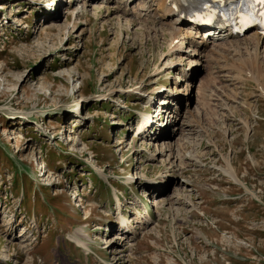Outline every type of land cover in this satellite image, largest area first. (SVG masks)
<instances>
[{
    "label": "rangeland",
    "instance_id": "1",
    "mask_svg": "<svg viewBox=\"0 0 264 264\" xmlns=\"http://www.w3.org/2000/svg\"><path fill=\"white\" fill-rule=\"evenodd\" d=\"M43 1L0 0V264H264V44L257 71L193 38L167 55L156 0L149 25L112 0ZM157 99L161 136L134 142ZM115 196L131 220L149 209L124 241Z\"/></svg>",
    "mask_w": 264,
    "mask_h": 264
},
{
    "label": "bare ground",
    "instance_id": "2",
    "mask_svg": "<svg viewBox=\"0 0 264 264\" xmlns=\"http://www.w3.org/2000/svg\"><path fill=\"white\" fill-rule=\"evenodd\" d=\"M78 1V0H77ZM89 1H94V0H79V2L80 3H82V4H84L82 7H84V6H87L86 4H88L89 3ZM132 0H117L116 1V7H115V9L114 10H116V12H118V13H121V15H127V14H130V16H131V22H133V23H131V22H129V24L130 25H133L134 24V22H138L139 24H143V23H145V25H149L150 23H148V20L147 19H149V17H152V15L150 16V8H145L146 6L147 7H150L151 5H148V4H151V3H153L155 0H146L147 1V3H145L146 1L145 0H142V1H139V3H141L142 5H140V4H138V6H136L137 8H132V9H127L126 8V4L128 3H130ZM156 1H158L159 2V8H160V12L162 13V16H161V18H160V21H162V23H160V26H161V29L163 30V27H165L166 25L169 27V29L171 30H169L170 31V34H168V36L170 37V44H171V47L168 49V53H167V55H169V53H171V54H174L175 52H177V51H180V49H181V47L183 46V39L185 38H189V39H192V38H194L195 37V35H193V33H191L190 31H187V32H189V35L188 34H185V33H187V32H183L184 31V28H181V27H174L173 26V22L176 20V18L174 17V21L173 22H170L169 21V24H166L165 22L168 20V19H171L172 18V16H170V14H171V4L173 5V6H175L176 8H177V11H179V10H181L182 8H184L183 7V5L179 2V0H169V2H165L166 0H156ZM166 3V4H165ZM119 4H124V6H121V5H119ZM187 8V7H186ZM185 8V9H186ZM141 10V11H140ZM176 11V12H177ZM115 12V13H116ZM163 18H165V19H163ZM164 20H166V21H164ZM151 23H153V22H151ZM155 23V22H154ZM165 24V25H164ZM151 25H153V24H151ZM164 25V26H163ZM147 27V26H146ZM151 28V27H150ZM149 28V29H150ZM153 28V27H152ZM148 29V30H149ZM160 29V30H161ZM167 30H168V28H167ZM152 31H154V34L156 35L157 34V32L153 29ZM168 31V32H169ZM186 31V30H185ZM161 34H162V37H163V39H166V36H167V33H162L161 32ZM188 35V36H187ZM182 36V37H181ZM244 36V35H243ZM180 38H181V40H180ZM183 40V41H182ZM194 40V39H193ZM249 41H253V43L255 42L256 44H257V46H259V45H262V44H264V38H261L260 36H258L257 34H255V33H253V34H251L250 36H249V39L248 38H244L243 37V39L241 40V43L238 41V40H227V42H225V43H214L213 44V47H216L217 48V50H221V52H222V50H223V52H224V50L226 51L227 50V52H229V51H232V52H235L238 56H242V50H241V48L242 49H244V51H245V54H247L246 55V58H244L243 57V59L240 57V59H242L241 61V63H244V65H246V66H248V67H250V68H253V69H255V68H259L260 66H259V62H258V60H259V58H258V52H257V47H256V49L255 50H253L254 52L253 53H251V51L249 52V49H251V48H249L248 47V43H249ZM251 42H250V44H251ZM189 43V47H191L192 48V50H191V52L193 53L192 55H197V54H199V53H197V51L198 50H200V47H198L200 44H198V42L197 43H195L194 41H189L188 42ZM206 42H202V44H201V46L203 47L204 46V44H205ZM254 43V44H255ZM169 44V45H170ZM254 44H252V46L254 45ZM198 50H197V49ZM214 50V49H213ZM218 51V52H219ZM216 53V52H215ZM244 53V52H243ZM213 54V53H212ZM217 54V53H216ZM217 56V55H216ZM222 56V55H221ZM221 56H219V57H221ZM247 56H248V58H247ZM239 62H240V60H239ZM262 66V65H261ZM239 67V66H238ZM243 69V68H242ZM257 69H255L256 71H257ZM237 70V69H236ZM244 71V70H243ZM246 71H248L247 69H246ZM241 72V71H240ZM249 76V75H248ZM252 76V75H251ZM250 77V76H249ZM259 77V76H258ZM254 78V77H253ZM260 80V79H259ZM254 81H255V79H254ZM258 82V81H257ZM258 90V89H257ZM172 101V100H171ZM163 103H165V106L164 107H162V108H157V111H161L160 113H159V117H161L165 112H168V115H170V113H171V111H173V109L170 107L171 105L169 104L170 102H168V99H161V101H160V104L162 105ZM178 104V103H177ZM79 105V103L77 104V106ZM168 105V106H167ZM77 108H80V107H77ZM77 108H75L74 109V111H76V109ZM163 108H164V112H163ZM176 111V110H175ZM163 112V113H162ZM177 112V111H176ZM162 113V114H161ZM188 131H191L190 129H188ZM198 132V131H197ZM157 134V135H156ZM156 134H154L155 135V139H157L159 136H161V134L159 135V133L157 132ZM211 141V140H210ZM165 144V143H164ZM211 145H212V142H211ZM182 146V145H181ZM162 147V146H161ZM161 152H166L165 153V155L167 156V159L169 158V159H173L174 158V156H173V150H172V148H171V146L170 145H166L165 147H164V150L163 151H161ZM166 159V160H167ZM117 203H118V200H117ZM135 214V213H134ZM140 216H142V215H140V214H136V216H135V220L136 219H139L140 218ZM149 216V215H148ZM133 219V220H134ZM149 219V217H144V221L142 222V220L140 221V223H141V225H145V223L147 224V220ZM129 221H131V220H129ZM128 221V222H129ZM130 223V222H129ZM120 225H125V222L124 221H122L121 222V224ZM140 225V226H141ZM126 226L128 227V225L126 224ZM125 226V232H122V234H120V236L118 237V239H120V240H122L123 239V241L125 240L124 238H125V236H128L129 234H130V232H128L127 231V227ZM122 227V229L124 228V226H121ZM122 235H123V237H122ZM81 246H83V247H86V244L84 243V242H81V241H77Z\"/></svg>",
    "mask_w": 264,
    "mask_h": 264
},
{
    "label": "snow or ice",
    "instance_id": "3",
    "mask_svg": "<svg viewBox=\"0 0 264 264\" xmlns=\"http://www.w3.org/2000/svg\"><path fill=\"white\" fill-rule=\"evenodd\" d=\"M256 2L264 4V0H256Z\"/></svg>",
    "mask_w": 264,
    "mask_h": 264
}]
</instances>
